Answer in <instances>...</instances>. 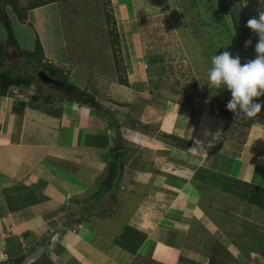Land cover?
Here are the masks:
<instances>
[{
  "label": "crops",
  "instance_id": "obj_1",
  "mask_svg": "<svg viewBox=\"0 0 264 264\" xmlns=\"http://www.w3.org/2000/svg\"><path fill=\"white\" fill-rule=\"evenodd\" d=\"M17 1L26 17L20 21L10 6L0 8V43L12 37L21 49L14 28H26L32 39L24 48L32 51L38 40L42 62L61 68L69 83L77 74L70 84L92 94L103 110L66 93L52 100L56 114L42 101L24 103L11 89L0 96V254L6 257L1 264H211L209 242H202L216 237L219 228L221 247L228 254L234 249L230 256L238 264L255 262L250 253L260 259L254 247L237 250L238 242L224 230L229 220L221 212L219 219L205 214L202 202L208 190L234 197L236 188L247 195L264 191V96L254 98L261 113L234 117L226 110L230 92L210 85L209 68L201 67L197 80L208 85L182 106L152 81L155 68L147 65L142 37L122 39L121 74L100 73L98 66L92 71L69 50L57 0ZM116 1L123 22L134 23V8ZM240 3L246 20L264 10L260 0ZM54 23L59 32L48 35ZM249 40L242 46L247 50L232 53L241 64L256 56ZM200 57L206 59L197 55L195 61ZM94 77L113 92L99 95ZM240 120L249 124L241 126ZM183 141L189 143L185 149ZM116 152L122 169L107 192ZM245 203L264 235V209ZM256 208L262 212L258 218Z\"/></svg>",
  "mask_w": 264,
  "mask_h": 264
},
{
  "label": "rangeland",
  "instance_id": "obj_2",
  "mask_svg": "<svg viewBox=\"0 0 264 264\" xmlns=\"http://www.w3.org/2000/svg\"><path fill=\"white\" fill-rule=\"evenodd\" d=\"M57 1L60 5L69 50L72 55L83 61V65H87L89 70L98 66L99 69L97 68L96 71L100 73L109 72L108 75L110 73L119 75L123 68L115 62V48L119 53L117 58H121V46L124 44L122 39L127 37L126 41L129 42L131 36L142 37L147 65L155 68L152 81L167 92L166 96L173 97L172 101H180L182 106L191 104L196 98L194 94L197 95L200 87L204 88L208 85L206 82H204L206 84H200L197 79L200 77L202 68L211 67V57L223 51L235 53V34L231 15L227 12L226 0H131L132 3L130 0H125L128 10L134 8L136 11L134 17L129 11L134 21L131 25L127 24L126 20L123 22L121 13L113 3L116 0H110L111 5H106L104 0ZM17 5L21 9L19 3ZM125 16L127 15L123 12V17ZM55 28L56 23L51 24L47 34L54 36L55 32L58 33L59 31ZM114 31L117 34L115 47L111 37V32ZM249 32L251 36L250 29ZM14 34L20 40L21 49L31 51L24 48L27 47L28 40L32 39L31 32L26 28H14ZM6 52V68L14 74L34 73L25 59L19 57L17 51L7 49ZM197 55L206 56V59L200 57L201 59L195 61ZM76 76L77 74L71 76L70 83L76 82ZM160 76L162 78L157 81ZM92 80L99 95L105 96L113 92L112 88L99 84L95 77ZM42 86L43 94L47 92L51 94L54 103L58 102L62 94H65L60 88L44 84ZM45 88H48L47 92ZM99 108L102 109L100 105ZM185 108L189 110V107ZM167 144L169 147L173 142ZM179 145L184 149L188 147L185 142ZM208 192L209 198H204L202 202L208 211L205 214L211 213L214 218L219 219L218 212H221L220 216L226 222L227 219L229 220L224 230L230 231L232 234L230 239L235 243L238 242L236 249L243 251L248 250L249 247L258 249L256 253L261 258L257 259V257L255 261L264 264V235L259 233L260 228L254 221V215L247 216L248 211L244 209L245 201H240L238 197L226 196L219 190L218 194L211 190ZM104 196L109 201V195ZM103 202L104 200H99V203ZM261 213L256 208V218L261 216ZM238 221H241L240 224ZM221 231L223 230L220 228L216 229L213 232L216 237L208 239L204 236L205 239L202 242L203 244L209 242L208 247L211 248L208 255L211 258V264H238L234 256H230L235 253V250L230 249L228 254L221 247V243L225 244Z\"/></svg>",
  "mask_w": 264,
  "mask_h": 264
},
{
  "label": "trees",
  "instance_id": "obj_3",
  "mask_svg": "<svg viewBox=\"0 0 264 264\" xmlns=\"http://www.w3.org/2000/svg\"><path fill=\"white\" fill-rule=\"evenodd\" d=\"M52 0H48L50 2ZM106 5H111L110 0H104ZM226 6H227V12L229 15H231V21L233 25L234 36H235V51L243 46V44L246 42V40L249 37V29L245 26L246 25V18L244 16V11L242 7L240 6V0H226ZM18 1L17 0H0V8H3L5 5H8L12 8L14 13H16V16L20 21H23L26 17V9H20L18 8ZM231 12V14L229 13ZM112 37V44L117 45V34L114 32H111ZM7 43V44H6ZM6 43H0V96H3L7 93L10 87L12 86H28L31 83L36 84L38 88V93L32 97L31 101H42L41 104L44 105V107H48L45 110L52 109V95L51 94H43L40 93L41 88L43 87L40 80L37 78L36 74L39 71H42L46 73L50 78H53L61 83H63L66 86H70L69 89H61V91L65 92L69 98L76 99L78 102L82 104H86L92 107L99 108V104L96 102L94 96L92 94L87 93L86 91H80L75 86L71 85L69 83V80L67 78L66 73L61 68L54 67L51 63L42 62L43 59V51L41 44L38 40H36L34 49L32 51H23L20 49L15 40L11 37L9 40H7ZM11 47L14 48L19 57L24 58L25 61L31 66V69L34 73H28V74H14L10 69L6 68V56H7V48ZM118 50H114V57L116 64H119V57L118 56ZM118 69H120L119 66H117ZM123 82V81H122ZM46 86V85H45ZM53 114H56L58 111H51ZM239 124L241 126H247L249 124V121L246 120H240ZM185 142L186 145H189L187 141ZM121 153H115V159L113 162L109 164L108 169V175L105 181V191H111L113 188V182L116 180L118 181L120 177V172L122 169V162L121 159ZM232 192V190H230ZM260 191V190H259ZM257 191L256 194L255 191L249 195H247L248 192H246L245 189L236 188L234 194L235 196H241L245 195L243 201H247L250 205L256 206L260 210L264 209V191ZM246 192V193H245ZM238 197V198H239ZM246 198V199H245ZM245 199V200H244Z\"/></svg>",
  "mask_w": 264,
  "mask_h": 264
},
{
  "label": "clouds",
  "instance_id": "obj_4",
  "mask_svg": "<svg viewBox=\"0 0 264 264\" xmlns=\"http://www.w3.org/2000/svg\"><path fill=\"white\" fill-rule=\"evenodd\" d=\"M260 3L264 4V0H260ZM245 26L257 35L253 39L249 32L248 37L254 45L256 43L253 45L255 58L241 64L240 57H233L228 51L215 54L211 57L207 79L217 89L224 88L230 92L226 110L233 113L234 117L252 118L261 113L262 109V104L255 103L254 98L264 96V10H258L257 17L249 18ZM250 43V40L246 41L245 46ZM242 50L246 48L242 47ZM249 258L255 261L257 256L250 253Z\"/></svg>",
  "mask_w": 264,
  "mask_h": 264
},
{
  "label": "built area",
  "instance_id": "obj_5",
  "mask_svg": "<svg viewBox=\"0 0 264 264\" xmlns=\"http://www.w3.org/2000/svg\"><path fill=\"white\" fill-rule=\"evenodd\" d=\"M255 36L257 35L251 31V38L255 39ZM10 89L12 90V93H14L15 95L19 93V95L21 96V100L24 103L30 102L32 97L36 95V84L34 83H31L28 86H12L10 87ZM20 91H22V94H20L21 93ZM55 238H56V234H54L51 239H55ZM4 261H6L5 255L0 254V264Z\"/></svg>",
  "mask_w": 264,
  "mask_h": 264
},
{
  "label": "water",
  "instance_id": "obj_6",
  "mask_svg": "<svg viewBox=\"0 0 264 264\" xmlns=\"http://www.w3.org/2000/svg\"><path fill=\"white\" fill-rule=\"evenodd\" d=\"M37 78L40 80V82L46 86H53V87H57L60 89H69L70 86H66L63 83L50 78L46 73L39 71L36 74ZM253 264H260V263H253Z\"/></svg>",
  "mask_w": 264,
  "mask_h": 264
}]
</instances>
